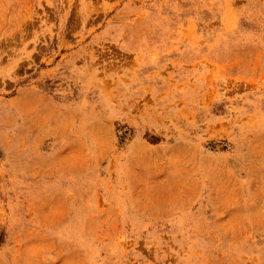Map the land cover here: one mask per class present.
Wrapping results in <instances>:
<instances>
[{
	"label": "rangeland",
	"instance_id": "rangeland-1",
	"mask_svg": "<svg viewBox=\"0 0 264 264\" xmlns=\"http://www.w3.org/2000/svg\"><path fill=\"white\" fill-rule=\"evenodd\" d=\"M0 264H264V0H0Z\"/></svg>",
	"mask_w": 264,
	"mask_h": 264
}]
</instances>
